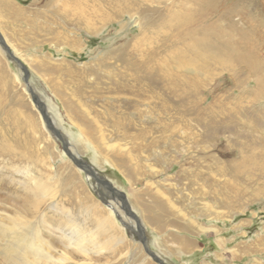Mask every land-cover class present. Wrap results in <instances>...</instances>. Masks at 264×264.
Instances as JSON below:
<instances>
[{
    "label": "rangeland",
    "instance_id": "obj_1",
    "mask_svg": "<svg viewBox=\"0 0 264 264\" xmlns=\"http://www.w3.org/2000/svg\"><path fill=\"white\" fill-rule=\"evenodd\" d=\"M112 1L0 0V36L29 72L27 84L25 72L9 61L0 44V264L30 263L19 238L42 248V264H158L141 238L132 239L104 205L98 181L86 177L65 155L32 102L28 85L49 106L55 129L75 155L96 170L100 185L106 188L108 182L125 194L145 229L148 249L161 261L264 264V165L233 169L243 160L240 140L247 139L249 148L242 151L249 156L257 137L236 139L239 131L232 130L218 137L210 112L218 109L211 107L215 101L209 85L200 86V106L180 109L184 115L173 107L168 121L149 128L137 123L126 133L127 121L117 114L125 111L118 100L127 96L119 90L123 70L117 58L123 54L117 49L139 34L136 25L120 26L131 15L146 22L144 10L156 19L176 0H138L140 6L125 14L109 11ZM255 7L248 15L263 21L261 7ZM54 10L60 11L57 19L51 16ZM82 10H99L88 21L99 34H91L87 24L74 27ZM64 15L73 26L59 22ZM164 31L151 27L138 43L139 53L157 46ZM187 76L194 74L187 71ZM243 78L246 92L254 95L261 82L250 74ZM224 81L221 87L230 89L231 82ZM198 116L210 124L197 123ZM91 120L92 127L87 124ZM35 186L42 190L38 198L28 195ZM118 200L124 221H131ZM35 201L41 202L39 208ZM74 225L84 241L81 249L68 247L63 238Z\"/></svg>",
    "mask_w": 264,
    "mask_h": 264
},
{
    "label": "bare ground",
    "instance_id": "obj_2",
    "mask_svg": "<svg viewBox=\"0 0 264 264\" xmlns=\"http://www.w3.org/2000/svg\"><path fill=\"white\" fill-rule=\"evenodd\" d=\"M148 1L156 3V0ZM65 5L66 3L64 2L63 6ZM254 5L261 7L262 14H264V0H176L166 10L160 11L156 19L149 18L147 16L149 13L146 10L143 13L146 20L144 23L134 15L129 16L128 23L120 26L121 30L127 27H135L133 25H136L138 28L137 34L139 35L134 38V41H127L122 47L120 46L117 49L119 53L123 54L117 58V62L121 64L120 68L123 70V72L118 74L121 85L119 90L126 92L127 95L125 98L118 100L121 104V109H125V111L117 114L127 121L124 125L125 132L130 133L133 131L134 125L137 123L149 128L154 124L168 121L172 117L170 109L173 107L180 112V115H184V111H180V109H187L191 104L200 106L197 102L200 86L209 85L210 87L212 86L211 90L215 101L211 107L218 109L214 111L209 108L211 109V115L214 117L212 122H216L219 128L215 131L216 134L220 133L218 137L223 133H231V130L233 134L239 131L237 132L239 134L234 135L236 139H240L239 137L242 135H255L257 137L254 141H257L258 144H252L255 149H249L254 154L249 156H245L242 151L243 148H249L247 139L243 138L240 140L242 142L240 154L243 160L237 167H233L234 171L239 172L243 165V168L256 166L260 169L264 165V78L259 79L260 75H264V20L261 21L248 15L250 13L248 10ZM108 6L110 7L109 11L125 14V12L134 10L135 6H140V3L138 0H114ZM88 10L80 12L74 27L81 29L84 26L86 27L87 24V27L91 29V34H99L100 30L97 31L96 27L88 25L93 13L99 12V10H95L90 14ZM59 13V10H54L51 16L57 19V15H60ZM42 14V17L47 19L46 16L48 15L46 13ZM243 14L247 16H243ZM236 16L240 20H235ZM61 21L68 28L72 25L68 15L60 17L59 22ZM157 26L165 30L166 36L156 41L159 43L157 46L139 53L140 51L137 49L138 43L146 36L151 27ZM5 41L7 42V40ZM7 44L9 47L2 44L1 46L9 61H12L11 58L13 56L23 64V60L20 57L13 55L9 42ZM16 60H13V62L19 67V63ZM20 67L22 69V66ZM22 71L25 72L24 69ZM187 71L193 73L194 76L188 77ZM245 74L253 75L256 83L261 82L258 89L253 92L254 95H250L251 92H246V81L243 78ZM22 78L26 83L27 80L29 81L27 74L26 77L22 75ZM224 78L231 82L232 87L230 89L221 87L225 83ZM220 80H223L222 83ZM26 89L30 95L32 92L36 102L42 105L41 108H38L32 100L40 113H42V110L48 118L50 115L49 106L44 104L40 95L33 90L31 85L26 86ZM73 104L70 103L71 106L69 104L67 106L72 107ZM75 114L77 115V110ZM43 119L48 129L47 120L44 116ZM52 120L50 115L49 121L55 125ZM195 121L197 123L201 122V125L210 124V121L203 123V119L200 117L195 119ZM117 122H114V130L116 129V131L119 130L120 126L119 122ZM93 123V120L87 122L91 127ZM54 128H57L56 125ZM60 134L61 140L59 139V142L63 146L62 149L65 150V155L74 164L83 165L85 171H82L86 177L90 176L88 177L89 179L94 178V180L98 181L97 188L100 191V199L105 203L104 205L110 208L116 218L120 219L121 223L127 227L129 232H131L132 239L141 238L142 234L145 233V229L138 216L132 212L133 207H130L125 194L118 191L108 182H106V188L108 189L103 188L100 185V177L95 174L96 170L94 172L87 163L80 160L70 148L67 138L62 133ZM6 151L4 150V152ZM257 155L261 161L257 159ZM258 162L261 163V166ZM77 167L80 168L79 166ZM261 173H264V170H261ZM41 194L42 190L39 186H35L32 192L28 193L30 197L37 198ZM118 199L123 202L124 208H129V211H131L130 216L128 215L132 218L131 221H124V216L119 212L122 203H119ZM112 200H114L115 205L112 204ZM40 204V201L34 202L36 208H39ZM29 206L30 204L27 205V208ZM63 238L67 240L66 244L70 248L81 249L83 246L84 241L75 225L66 229ZM18 242L23 247L22 252L25 256L33 260H30V263L27 264L43 263L45 253L41 247L35 245L36 242L27 243V240L20 238Z\"/></svg>",
    "mask_w": 264,
    "mask_h": 264
},
{
    "label": "water",
    "instance_id": "obj_3",
    "mask_svg": "<svg viewBox=\"0 0 264 264\" xmlns=\"http://www.w3.org/2000/svg\"><path fill=\"white\" fill-rule=\"evenodd\" d=\"M0 43L3 45V46H5V44H4V42H3V40H2V38H1V36H0ZM12 56V55H11ZM12 61L13 60H16V58L15 57H13L12 56ZM17 61V60H16ZM18 63H19V65L20 66H22V69H24V71H25V73L27 74V76H29V72L26 70V67L25 66H23L19 61H17ZM17 63V64H18ZM32 93V92H31ZM33 95V94H32ZM33 99H34V96H33ZM34 102H35V104L37 105V107L38 108H41L42 107V105H40L39 103H37L36 102V100L34 99ZM41 114H43V116H44V118L47 120V125H48V128H49V130H50V132H51V134H53L54 135V137L55 138H57V139H60L61 140V136H60V133L53 127V125L51 124V121H49V119L47 118V116H45V114H44V112L41 110ZM70 155V154H69ZM72 157V156H71ZM72 159H74V158H72ZM75 160V159H74ZM77 164V163H76ZM77 166H79L80 167V169L81 170H84V168H83V165L82 164H77ZM85 171V170H84ZM86 173H88L87 171H86ZM100 183H102V182H100ZM124 211H125V213L127 214V215H129L130 216V212L131 211H129V208H124L123 209ZM139 225V224H138ZM140 241H141V243L143 244V246L145 247V250H146V252L148 253V255L156 262V263H158V264H165L163 261H161V259L156 255V254H154L153 252H151L149 249H148V247H147V241H146V239H145V236L142 234V237H141V239H140ZM146 245V246H145Z\"/></svg>",
    "mask_w": 264,
    "mask_h": 264
}]
</instances>
